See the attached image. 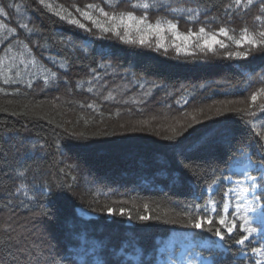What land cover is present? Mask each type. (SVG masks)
<instances>
[{
  "label": "trees",
  "instance_id": "1",
  "mask_svg": "<svg viewBox=\"0 0 264 264\" xmlns=\"http://www.w3.org/2000/svg\"><path fill=\"white\" fill-rule=\"evenodd\" d=\"M138 2L142 0H45L53 5L49 11L39 0H0L6 13L0 17V264H46L65 254L73 264H103L107 253L129 238L143 246L145 260H152L154 242L181 240L188 229L162 221L130 223L119 216L120 207L132 209L133 201L148 203L150 209L159 205L162 219H176L194 196L207 203L204 190L217 180L219 208L227 188L223 177L243 178L229 171L243 166L238 150H250L254 164L264 163L258 160L264 140L255 135L264 133V121L257 120L264 97L255 105L250 100L264 86V54L228 59L226 53L235 45L218 37L228 49L217 45L215 54L205 55L190 48L195 55L177 58L171 47L165 55L101 39L96 29L87 32L54 14L67 9L90 26L77 8L97 4L112 11L109 5L115 4L117 12L140 15L143 10L131 7ZM160 2L199 13L192 21L187 14L173 18L166 9L149 10V21L173 19L181 32L226 27L238 37L244 28L264 27L261 0L247 8L246 0L241 8H235L234 0ZM59 41L71 43L65 47ZM166 43L171 44L170 36ZM240 100L243 105L229 103ZM225 105L245 111H225ZM209 106L210 111H201ZM170 126L180 135L173 136ZM79 132L87 139H77ZM213 133L218 134L214 142L201 147V137ZM169 136L173 139L165 138ZM180 153L195 162L196 174L180 168ZM176 174L183 176L179 185L171 182ZM251 174L259 175L254 169ZM104 205L115 207L116 214L109 217ZM79 211L93 217L85 219ZM254 236L255 244L261 237ZM162 246L156 243V256ZM228 247L233 250L223 254L221 264H251L238 260L240 246Z\"/></svg>",
  "mask_w": 264,
  "mask_h": 264
},
{
  "label": "snow or ice",
  "instance_id": "2",
  "mask_svg": "<svg viewBox=\"0 0 264 264\" xmlns=\"http://www.w3.org/2000/svg\"><path fill=\"white\" fill-rule=\"evenodd\" d=\"M39 3L47 10L51 11L52 4L45 3V0H39ZM253 3V0H246L243 5L247 8ZM235 8L242 7V0H234ZM10 8L15 5L10 4ZM112 11H105L104 8L97 4H89L86 9L77 8L76 11L80 16L90 22V26L81 23L79 19L73 17L72 13L67 9H58L54 14L59 17L61 21H66L70 25H74L79 29L87 32H92L96 29L101 35L100 38H115L125 45H130L140 48H148L156 52L163 50L166 55L171 47L177 58L183 53L185 56L195 55V51H189L190 48L199 50L205 55L209 52L215 54L216 46L220 49H228L229 44L225 43L223 39L226 38L231 44L235 45L236 50H229L226 53V58L242 60L249 56H254L256 53L264 54V27H260L250 31L248 28L241 30L237 37L234 33L230 35V30L226 27H221L216 32L206 30L205 26L199 27L198 31L193 32L189 29L187 32H181L178 29V24L173 22V19L167 17H159L155 22L149 21V10L166 9L170 15L183 16L187 14L188 19L197 21L199 13L191 8L171 7L161 3L160 0H142V2L133 3V9L143 10L142 14L137 15L134 11H115V4H110ZM260 11L264 13V0H261ZM6 15L3 8H0V17ZM260 20V16L256 17ZM0 25V28H3ZM11 30V29H9ZM169 36L171 37V44L166 43ZM60 44L67 47L71 41H59ZM243 49V50H240ZM55 63V61H53ZM62 67V65H61ZM241 67H244L241 65ZM264 71V70H262ZM56 73H51V78H55ZM251 79V77H249ZM8 81L5 80V83ZM260 82L264 84V76H261ZM91 91V89H89ZM258 97H264V86L260 87L258 91L250 95L252 105H255ZM243 105L244 101L229 102ZM92 107V105H88ZM251 107V105H249ZM260 115L257 116L258 121H264V104L260 106ZM211 106L207 110L210 111ZM225 111L244 112L245 108L237 107L229 109L227 105L224 106ZM217 113L221 111L216 108ZM256 115L255 113H250ZM199 115V113L197 114ZM197 119L196 115L192 116L193 122ZM192 125L189 124L188 127ZM264 127V124L261 125ZM173 136L180 135L176 131L175 126H170ZM245 127L251 130L249 124L246 122ZM218 134L213 133L210 136L201 137L198 143L201 147L209 145L214 142ZM264 140V133L256 132ZM77 139H87L83 132L76 135ZM166 139H173L172 136L165 137ZM224 140L231 143L228 134H224ZM253 143H259L252 137L249 138ZM264 147V145H261ZM198 150V149H193ZM241 156L242 167L237 169H229L230 172H239L242 179L232 180L231 175L223 177L227 181V188L224 192V202L218 208V202L214 199V194L218 191V181L213 180L212 185L204 191L208 195L207 203H199L200 197H193L191 206L185 208L183 213L177 214L176 219H162V216L156 211L160 206L150 209L148 203L137 205L135 201L132 202V209L120 207L119 216L126 217L132 223H146L149 221H162L165 224H181L187 232L183 233V239L176 241H160L154 242V256L152 260H145L142 256V245L134 238H129L123 241L121 247L117 251L108 252L104 258L103 264H221L223 254H226L233 249L228 247L229 244L240 246L236 249L238 253V260H250L251 264H264V261L259 257H264V249L260 246L264 244V163L254 164L253 155L250 150L245 152L243 148L238 150ZM258 160L264 162V155H259ZM177 163L180 168L189 174H196L198 171L195 162L186 158L184 153L179 154ZM255 170L259 175L251 174V170ZM20 176L24 172L19 173ZM182 174H176L171 177L173 185L182 183ZM40 195H46L43 190ZM116 203L126 204L127 201H118ZM231 204V206H230ZM106 214L111 217L116 214L115 207L104 205ZM142 208V211L140 210ZM167 216V213L164 214ZM237 235L234 236L233 233ZM207 233L208 235H203ZM259 234L261 239L257 243L254 234ZM227 237V239H226ZM246 242H248L246 244ZM156 243L163 244L158 249L159 256L155 255ZM177 249L179 252L177 253ZM204 250H208L205 253ZM213 250H220L221 255H217ZM249 250L251 256H249ZM66 255V254H65ZM65 255H61L53 260L47 261L46 264H73L71 259H65ZM111 257V259H109ZM238 264V261L234 262Z\"/></svg>",
  "mask_w": 264,
  "mask_h": 264
},
{
  "label": "rangeland",
  "instance_id": "3",
  "mask_svg": "<svg viewBox=\"0 0 264 264\" xmlns=\"http://www.w3.org/2000/svg\"><path fill=\"white\" fill-rule=\"evenodd\" d=\"M79 213H80L81 216H83L84 218H90V217H92L91 214L85 213V212H83V211H79Z\"/></svg>",
  "mask_w": 264,
  "mask_h": 264
}]
</instances>
